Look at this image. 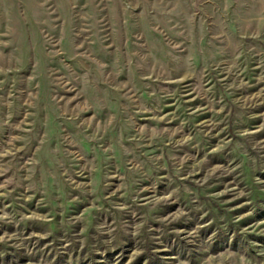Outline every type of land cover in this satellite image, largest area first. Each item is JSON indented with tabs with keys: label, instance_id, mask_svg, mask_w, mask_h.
I'll return each instance as SVG.
<instances>
[{
	"label": "rangeland",
	"instance_id": "obj_1",
	"mask_svg": "<svg viewBox=\"0 0 264 264\" xmlns=\"http://www.w3.org/2000/svg\"><path fill=\"white\" fill-rule=\"evenodd\" d=\"M0 264H264V0H0Z\"/></svg>",
	"mask_w": 264,
	"mask_h": 264
}]
</instances>
